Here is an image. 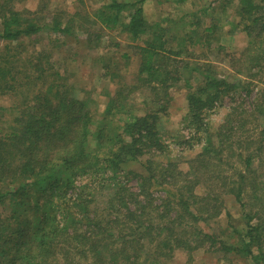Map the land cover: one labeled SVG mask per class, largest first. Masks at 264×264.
Listing matches in <instances>:
<instances>
[{
    "label": "trees",
    "instance_id": "trees-1",
    "mask_svg": "<svg viewBox=\"0 0 264 264\" xmlns=\"http://www.w3.org/2000/svg\"><path fill=\"white\" fill-rule=\"evenodd\" d=\"M22 1L0 0V43H7V53L13 42L44 32L72 34V18L49 21L51 15L17 9ZM98 1L94 40L119 30L130 36L140 59L135 86L110 94L100 117L61 83L60 73L49 79L39 65L41 72L21 76L13 70L20 58L1 54L0 94L25 97L17 125L0 136V264H165L179 251L191 259L201 248L264 264V0H242L239 22H230L253 34L240 54L209 49L223 55L221 62L230 64L236 78L243 76L236 82L221 77L214 61H184L180 42L209 43L215 32V25L203 28L196 13L188 15L195 23L178 50L170 45L171 27L146 14L155 0ZM182 82L188 89L185 121L192 129L181 142L201 147L188 171L161 159L169 147L162 121L170 89ZM139 89L148 94L141 114L131 109ZM224 99L228 113L212 131L206 117ZM134 162L141 167L137 172L126 166ZM228 198L244 215V227L224 228L236 242L208 230L226 214Z\"/></svg>",
    "mask_w": 264,
    "mask_h": 264
},
{
    "label": "rangeland",
    "instance_id": "rangeland-1",
    "mask_svg": "<svg viewBox=\"0 0 264 264\" xmlns=\"http://www.w3.org/2000/svg\"><path fill=\"white\" fill-rule=\"evenodd\" d=\"M124 1L133 2V0ZM241 1L184 0L180 2L179 0H163V4H160L158 0H155L148 4L146 14L150 21L161 24L164 29L171 27L169 34L174 35L176 40L173 39L170 45L178 50L180 44L182 45L181 54L186 63L193 66L196 62L203 64L204 61H214L219 68L221 77L226 76L229 81L236 82L238 79H243V76L236 78L230 64L221 62L223 55H210L209 49H217L218 46H221L226 52L238 55L249 45L253 34L243 30L245 29L244 24L236 27L233 25L239 22L238 11L241 8ZM101 4L98 0H24L15 3V7L20 10L38 11L37 14L41 16L51 15V18H47L49 21L53 17L62 18L63 22L72 18V34L61 35L44 32L38 37L34 36L24 41L13 42L12 47L10 46L12 49L8 53L5 51L7 43L1 42L0 61L2 53L16 55L20 60H17L13 70H19L21 76H24L23 72L25 71L41 72L39 65L40 68L42 65L43 68H46L49 79H57L56 74L60 73L63 77L61 83H64L66 87H71L75 97L81 100L86 99L94 107L93 110L96 111L97 116L100 117L106 109L109 96L114 91L121 87L135 86L136 74L140 65L139 56L135 55V50L130 47L133 44L128 34L121 33L119 30L105 31V35L102 36L99 43L94 40L95 36L99 34V28L94 24L92 17ZM204 8L207 10L204 11ZM192 13H196L202 19L203 28L209 27L211 24L215 25V32L207 37L210 38L209 43L204 41L198 44L180 42L178 45L180 38L187 33L189 25L195 23L193 16H188ZM196 28V26L193 27V29ZM84 29L88 32H84ZM117 43L119 46H115ZM136 43L141 45V40ZM126 52L132 53V57L128 59L123 57ZM106 65L110 67V75L107 74ZM42 84L43 81L39 80L38 88ZM197 84L198 81L194 80V87ZM29 88L33 89L34 86L29 85ZM187 93L188 89L184 82L178 83L170 89L169 114L162 121L164 123L163 137L169 147L167 154H162L161 159L167 161V158H170L171 162L176 163L179 169L184 171H188L189 161L194 155L201 152L199 144L190 147V144L181 142L185 137L191 136L192 129L187 126L185 121L184 107L187 103ZM147 96L146 91L141 89L133 93L131 109H134L137 114L145 113L144 98ZM24 97L25 95L22 93L12 96L0 94V136L12 131L17 125V114L23 108L21 101ZM224 100L206 117L205 121L212 131H216L228 113L229 102ZM250 101L251 97L245 100L246 103ZM126 166L127 169H132L134 172L141 169L140 164L136 162ZM2 187L5 188V186ZM226 207L227 215L225 213L221 215L218 219L219 223L213 220L211 228L208 230L223 235L230 242H236L237 236L228 238L233 233L226 232L224 228L229 224L236 229L244 227V215L232 198L226 200ZM165 264H253V262L245 255L229 254L226 256L224 252H210L206 248H201L192 253L191 259L186 252L179 251Z\"/></svg>",
    "mask_w": 264,
    "mask_h": 264
}]
</instances>
